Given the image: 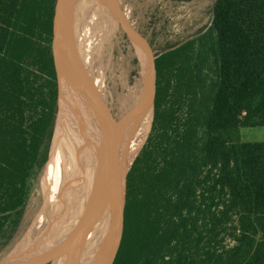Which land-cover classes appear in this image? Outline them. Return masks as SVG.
<instances>
[{"label": "trees", "instance_id": "trees-1", "mask_svg": "<svg viewBox=\"0 0 264 264\" xmlns=\"http://www.w3.org/2000/svg\"><path fill=\"white\" fill-rule=\"evenodd\" d=\"M69 2L0 0V221L12 208L20 214L28 198L25 154L39 126L24 124L46 87L55 109ZM216 29L209 35L219 70L209 97L195 69L172 72L192 42L159 57L152 132L129 170L119 158L111 186L122 183L117 220L102 264H264V141L236 135L240 126L264 125V0H220ZM52 126L53 117L49 133ZM108 197L83 264L98 259ZM224 230L232 244H221Z\"/></svg>", "mask_w": 264, "mask_h": 264}, {"label": "rangeland", "instance_id": "rangeland-1", "mask_svg": "<svg viewBox=\"0 0 264 264\" xmlns=\"http://www.w3.org/2000/svg\"><path fill=\"white\" fill-rule=\"evenodd\" d=\"M118 1L122 11L129 19L143 26L151 33L156 42L158 53L161 54L167 50H171V47L178 48L185 43L190 44L192 42L185 54L178 58L177 63L172 68V72L176 76L180 66L192 67L195 69L194 72L200 73V76H197L200 79H197L195 83L198 85L201 82L199 88L203 87V94L208 97L211 96L210 90L213 81L216 79L219 64L216 62V57L212 51V40L209 34L213 32L214 36L217 35L216 23L218 18H220V0ZM77 2L78 0H70L69 2L67 25L76 9ZM94 33L92 34L93 44L91 50L98 47ZM112 33L105 36L98 50L94 51L89 58L88 65L87 62L80 61L79 63L77 60L74 62L77 65L75 66L76 69L82 74L75 81L77 80L78 83L79 81L83 82L84 87H81L82 102L79 104L80 107L75 117V120L76 118L78 120L74 121V123L77 125V122H79L81 128L87 130L91 135L93 134V137H90V139H94L100 145L103 142L104 136L109 133L112 126L125 111L128 98L140 76V65L131 40L120 26H116V30ZM201 78L204 81H201ZM68 79L70 92V87L75 85V81L73 77ZM45 96H47V99L45 102L40 103V109L36 105L34 107L36 112L24 124L26 129H28L32 122L39 126L38 136L33 139V144L32 138H29L25 154V159L28 163L26 166L29 187L28 198L20 214L17 213L15 208H12L6 212L7 214L3 215L0 221V259L4 258L25 236L33 222L35 214H37L36 211H38L37 209L41 203L40 179L50 157L56 134L59 137L62 134V139L67 138L66 135L69 134L67 124L59 123L61 128H58L61 111L58 78L55 109L53 108V96L49 87L45 88ZM74 96L67 94L68 99L71 100L70 110L73 114L76 112H74L75 108L74 110L72 109L74 104V102L72 104V99ZM168 100L172 101L174 99L173 97H169ZM183 105L184 107L186 106L185 104ZM41 110H44V112ZM150 112L152 115L148 117ZM152 116L153 109L150 108L139 119L141 120L140 124L138 125L139 122H137L128 132L132 133L139 126L138 134L133 144L130 145L128 150L119 151V153L121 152L119 158L122 163L127 165V170H129L133 159L140 152L152 132ZM52 117L53 126L49 133ZM236 135L241 141H264V125L240 126ZM79 136L81 137L82 135L76 134V142L80 139L78 138ZM28 137H31V135L29 134ZM46 147L47 150L45 151ZM68 186L69 182L66 187ZM52 231H37L30 236V240L26 243H30V241H34L37 238H40V242H44L50 237ZM229 233V230L222 231L220 238L226 236L225 240L221 242L222 245L233 243L228 236ZM25 254H16L5 264Z\"/></svg>", "mask_w": 264, "mask_h": 264}, {"label": "bare ground", "instance_id": "bare-ground-1", "mask_svg": "<svg viewBox=\"0 0 264 264\" xmlns=\"http://www.w3.org/2000/svg\"><path fill=\"white\" fill-rule=\"evenodd\" d=\"M112 24L113 27L114 25L117 26V24L114 23L108 15L96 12V9L92 8L87 0H78L76 9L64 34L59 75L61 111L59 115L58 128H61L59 123L64 125L67 124L66 126L68 127L69 134L66 135L67 138L64 139H62V134L60 137L56 134L50 157L40 179L39 185L41 203L39 208H36L38 210L36 211L37 214L33 213L35 214V217L29 227V230L16 244V246L4 258L0 259V264H5L19 253L27 254V252L32 250L52 247L64 234L66 228L65 225L68 221L72 208V201L78 190L82 189L86 185L88 178L86 173L96 161L100 147L99 142H96L94 139H90V137H93V134L91 135L87 130L81 128V124H79V122H77V125L74 123V121L78 120L77 118L75 120V117L77 116L76 113L80 107L79 104L82 102L81 91L82 88H84L83 82L79 81L78 83L77 80L75 81V79L82 74L79 73L78 69H76L75 66L77 65L76 63L74 64V62H76V60L79 63L80 61L87 62L88 65L89 58L94 51L98 50L105 36L116 30V26L113 28ZM93 33L96 37L95 40L98 47L91 50L93 44ZM109 38L111 37L109 36ZM76 50H78L77 53ZM72 77L74 78L73 80L75 81V85L70 87L69 92L68 85L70 84L68 78ZM67 94H71L72 96L75 95L72 99V104L74 102L72 109L74 110L75 108L74 112L76 111L74 114L70 110L71 100L68 99ZM98 131L100 130L98 129ZM76 134L82 135L81 137H78L80 138L78 142L75 140ZM102 140H104V138ZM83 173L84 176L82 177ZM68 182L69 186L66 187ZM117 190L118 187H112L110 190V195L113 199L112 210L106 234L95 264H102L114 232L118 212ZM41 230L53 231L50 237H48V239L44 242H40V238H37L34 241H30V243H26L30 240V236L32 234L37 231L41 232ZM87 239L88 236L78 264H83ZM25 243L26 245H24ZM53 264L58 263L54 262Z\"/></svg>", "mask_w": 264, "mask_h": 264}, {"label": "water", "instance_id": "water-1", "mask_svg": "<svg viewBox=\"0 0 264 264\" xmlns=\"http://www.w3.org/2000/svg\"><path fill=\"white\" fill-rule=\"evenodd\" d=\"M87 1L92 8L96 9V12L105 13L117 26L125 31L134 45L140 65V76L128 98L125 111L112 126L109 133L104 136V140L99 147L98 157L86 173L88 177L86 185L78 190L72 201L71 212L62 237L54 246L29 251L24 256L8 264L79 263L92 224L100 216L102 206L109 196L114 173L119 164L120 146L134 124L150 108L154 111L160 53H158L153 36L143 26L125 15L118 0ZM125 190L123 199L125 198Z\"/></svg>", "mask_w": 264, "mask_h": 264}, {"label": "flooded vegetation", "instance_id": "flooded-vegetation-1", "mask_svg": "<svg viewBox=\"0 0 264 264\" xmlns=\"http://www.w3.org/2000/svg\"><path fill=\"white\" fill-rule=\"evenodd\" d=\"M66 28H67V24H66ZM65 31H66V29H65ZM64 34H65V32H64ZM63 39H64V36H63ZM62 43H63V41H62ZM172 49H174V47H171ZM176 48V47H175ZM61 50H62V48H61ZM168 51V50H167ZM161 55V54H160ZM60 61H61V54H60ZM59 75H60V71H59Z\"/></svg>", "mask_w": 264, "mask_h": 264}]
</instances>
